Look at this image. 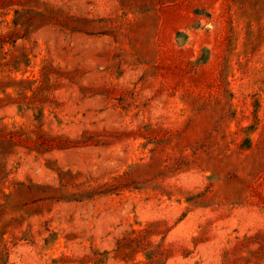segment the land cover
Listing matches in <instances>:
<instances>
[{
	"label": "rangeland",
	"instance_id": "374dc122",
	"mask_svg": "<svg viewBox=\"0 0 264 264\" xmlns=\"http://www.w3.org/2000/svg\"><path fill=\"white\" fill-rule=\"evenodd\" d=\"M0 264H264V0H0Z\"/></svg>",
	"mask_w": 264,
	"mask_h": 264
}]
</instances>
